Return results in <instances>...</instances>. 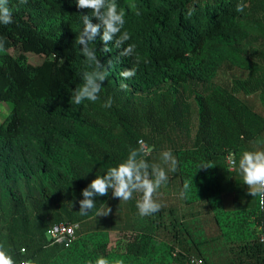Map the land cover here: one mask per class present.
<instances>
[{"label": "trees", "instance_id": "16d2710c", "mask_svg": "<svg viewBox=\"0 0 264 264\" xmlns=\"http://www.w3.org/2000/svg\"><path fill=\"white\" fill-rule=\"evenodd\" d=\"M116 2L126 13V43L136 45L141 61L119 57L114 42L102 52L97 37L90 46L110 75L96 102L76 105L71 95L91 69L74 41L80 14L91 13L75 0H9L13 23L0 25L7 49L0 53V103L13 102L0 123V248L16 264H95L100 257L193 264L194 256L206 264H264V206L228 163L231 154L238 160L245 150H264V0ZM237 3L246 5L242 13ZM27 51L44 58L31 63ZM132 67L136 75L123 79L120 72ZM141 139L151 149L148 163L169 177L154 196L160 210L141 216V193L125 202L110 191L81 215V190ZM168 150L175 171L162 159ZM64 222L79 225L70 246L48 235ZM112 232L122 235L119 247H110Z\"/></svg>", "mask_w": 264, "mask_h": 264}, {"label": "clouds", "instance_id": "9594fccd", "mask_svg": "<svg viewBox=\"0 0 264 264\" xmlns=\"http://www.w3.org/2000/svg\"><path fill=\"white\" fill-rule=\"evenodd\" d=\"M29 0H18L20 5H25ZM78 9L88 10L89 14H80L83 27L78 35H76L74 43L79 45L80 53L85 58L87 68L82 73L83 83L76 87L71 95L70 102L80 105L85 100L96 102L100 96L102 86L110 75L108 68L101 63L96 55L95 48L91 47L99 37L103 42L101 51L110 53L112 48L109 47L110 42H114V47L122 49L119 57H135V63L139 64L141 57L136 52L134 43H126L130 39L128 31H122L125 26V11L118 7L116 0H75ZM136 15H140V11L131 5ZM246 5L237 3L235 11L242 13ZM195 9H189L186 16L190 18ZM93 17L98 21L93 23ZM13 23V12L9 6V0H0V25L7 26ZM6 38L0 35V53L7 51L5 48ZM126 45V46H125ZM56 53H52V57L56 59ZM119 57L117 62H119ZM63 63V58L60 59ZM112 61H108L110 67ZM136 67L125 68L120 72L123 79H131L136 75ZM120 88L127 90L128 85L121 81ZM112 98L109 97L103 104L105 108H111ZM139 148H130L127 158L114 167H109L104 175L96 176L87 187L81 190L82 199L78 201L79 212L86 215L90 210L95 208L96 198L104 197L109 194L119 201H129L133 199L134 193H141V198L136 201V207L141 216H151L160 210V204L154 199L160 187L168 182L167 172L159 165H150L146 159V155L151 151L147 149L143 141L139 142ZM162 159L165 163L171 165V170L175 171L176 160L171 150L162 153ZM231 165L239 171L242 176L244 185L247 187L248 194L252 197L258 196L261 206H264V150H245L239 156V159L233 158ZM210 168V167H203ZM189 185L184 184L187 190ZM185 193H181L183 196ZM111 209L106 212L98 213L108 215ZM26 252V249H21ZM0 264H16V260L3 248H0ZM19 264H34L32 259H23ZM95 264H110V261L104 257H100ZM115 264H123L122 260H116Z\"/></svg>", "mask_w": 264, "mask_h": 264}, {"label": "built area", "instance_id": "2783aa9c", "mask_svg": "<svg viewBox=\"0 0 264 264\" xmlns=\"http://www.w3.org/2000/svg\"><path fill=\"white\" fill-rule=\"evenodd\" d=\"M141 141H143L147 149H150V147L146 144L143 139H141L140 142ZM232 158L233 154L229 155L228 163L230 165V168L234 169V167L231 165ZM78 226V224H74L71 222L55 224L48 231L49 238L52 240L53 243L61 242L64 243L66 246H70L77 238ZM260 241L263 243L264 246V235L260 237ZM191 261L193 264H206L201 258L195 256L191 257Z\"/></svg>", "mask_w": 264, "mask_h": 264}, {"label": "rangeland", "instance_id": "374dc122", "mask_svg": "<svg viewBox=\"0 0 264 264\" xmlns=\"http://www.w3.org/2000/svg\"><path fill=\"white\" fill-rule=\"evenodd\" d=\"M27 59L31 63H39L43 60L44 56L41 54H38L34 51H27L26 52ZM228 76V69H224L221 79L227 80ZM13 108V102L12 101H2L0 103V123L3 122L7 116L10 114L11 110ZM110 240H111V246L113 248L119 247V244L122 241V235L119 232H112L110 233Z\"/></svg>", "mask_w": 264, "mask_h": 264}]
</instances>
